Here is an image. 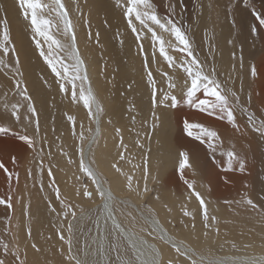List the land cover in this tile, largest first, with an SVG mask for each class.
<instances>
[{"label":"bare ground","instance_id":"1","mask_svg":"<svg viewBox=\"0 0 264 264\" xmlns=\"http://www.w3.org/2000/svg\"><path fill=\"white\" fill-rule=\"evenodd\" d=\"M41 2L48 3L49 0ZM120 2L125 4L126 0ZM172 2L176 7L175 18L190 29L189 35L193 37L194 46L201 60L205 61L206 68L210 70L215 67L217 78L222 82L226 81L230 88L238 91L241 103L258 119H264V27L259 25L250 10L254 7L257 11L264 12V0H249L250 7H245L242 0ZM63 3L76 24L78 47L88 66L91 87L104 108L100 128L97 132L96 125L88 118L87 109L82 103L71 102L70 84L66 85L69 89L67 96L60 93L54 74L39 56L32 42L31 28L21 15L16 0H0V18L5 16L6 10L11 40L20 59V70L23 72L21 87H27L37 109L40 125L37 134L36 118L25 113L27 102L18 99L14 94L12 72L8 69L0 71V126L11 127L17 134L0 136V163L8 169V173L14 174L9 182L8 174L4 169H0V198L7 200L11 195L13 205L11 210L5 205H0V239L10 245L18 244L22 259L25 258L26 251V264H67V245L57 235V231L63 228V234L67 237V222L62 221L48 208L51 202L58 212L62 211L55 192L48 187L54 178V186L59 187L61 199L72 204L77 212V219L73 221V251L81 259L88 258L81 252L82 245L87 243L91 252L97 247V244L92 243L93 237L102 238L103 234L111 231L112 224L109 221L105 228L101 220L102 227L100 232H97L93 220L87 219L90 215L95 216L98 206L103 202L89 179L86 185L81 181L85 176L79 168V149L82 147L85 164L93 167L102 179L106 180L104 187L109 189L115 198L114 207L117 210L114 215L117 222L126 231L134 233L136 237L159 249L165 261H175L177 258L173 243L182 249L194 251L196 255L193 259L205 257L214 261L222 260L226 264H252L253 261L264 259V216L235 203L242 198H251L264 208V142L257 137L254 139L256 143H251L252 138L246 132L241 136L226 121L204 113L195 115L189 112L190 107L184 103H181L178 109L158 107L156 114L160 120L158 127L152 129L150 89L146 86L143 56L139 54L135 36L127 26L122 7L116 6L117 0H63ZM154 3L161 15L170 11V0H154ZM210 3L213 4L212 8L208 7ZM229 8L231 11H228ZM80 13H83V16ZM85 20L88 21L93 37L99 32V44L95 39H87L89 27L85 26ZM253 26L257 28L256 36H252L250 31ZM144 32L142 43L151 60V34L147 33L146 29ZM57 38L62 39L60 36ZM165 39L171 37L165 34ZM228 40L234 43L229 44ZM209 42L216 48L214 60L209 58L213 55L208 51ZM169 51L177 58L181 55L171 49ZM156 55L158 62L151 65V70L157 79V87L166 90L167 84L156 69L162 67L169 75L174 74L168 69L163 58L159 57L158 52ZM4 59L9 65L15 64V57L11 53ZM252 65L256 66L258 72L255 81L250 75ZM175 76L177 83L182 85L184 74L178 69ZM129 84H132L131 90L128 89ZM120 92L125 95L120 96ZM249 93L252 96L250 104ZM176 94L179 96V89ZM5 102L9 107L12 103L22 105L20 123L9 119L10 113H5L3 109ZM130 105L133 107L131 113ZM25 116L32 119L33 123L29 124ZM132 116L136 117L135 123ZM68 117H72L75 123ZM185 118L189 122L202 123L216 130L223 141L222 148L212 153L205 145L187 137L183 132ZM116 128L121 130L119 137L116 135ZM89 129L96 135L91 151L87 139L90 135ZM23 131L26 135L35 136V151L19 141L18 135H24ZM81 132L85 137L83 141L80 138ZM148 135L150 139L146 138ZM121 137L123 144L127 146L126 149L120 147ZM138 139L144 144L143 149L137 147ZM233 145L237 151L248 152L247 171L243 174L238 171H224L226 158L221 156L220 152L230 150ZM180 151L189 152L191 164V167L183 170V179L179 171ZM121 152L124 154L123 160L120 159ZM146 155L150 170L147 185L151 190L154 185L159 190V200L155 196L149 203L146 202L148 196L141 200L134 191L128 190V177L132 178L133 189L139 187L143 190ZM113 164L121 169L123 175L116 172ZM49 168L53 173L52 178L48 176ZM29 170L32 172L31 177ZM157 175L161 179L154 182L153 177ZM224 177L229 179V183L224 182ZM185 180L193 184L192 190L184 183ZM41 183L44 186L43 191ZM85 187L93 192L91 199L76 195L77 189L82 192ZM193 190L199 192L208 202L210 216L217 217L220 229L218 236L211 233L208 239L203 237L205 229L201 210L199 202L192 195ZM226 200L233 201V204H225ZM26 207L28 216L24 214ZM80 208L84 210L83 221L80 219ZM184 210L191 212L195 220L193 221L191 216L185 217ZM142 215L149 218L148 222L142 219ZM182 220L188 225L187 228L181 224ZM153 221H158V225H154ZM192 223H195L194 231ZM153 227H156L157 231L153 232ZM5 228L8 229L7 234ZM29 228L31 238L27 234ZM161 229L167 233L165 240L168 242L159 239ZM153 236L156 239H153ZM32 243H36L41 251L32 249ZM120 244L121 256L132 258L127 241L121 240ZM60 249H63L64 256L60 254ZM115 256L116 254L112 253V264H116ZM179 260L182 264H190V261L183 257Z\"/></svg>","mask_w":264,"mask_h":264},{"label":"snow or ice","instance_id":"2","mask_svg":"<svg viewBox=\"0 0 264 264\" xmlns=\"http://www.w3.org/2000/svg\"><path fill=\"white\" fill-rule=\"evenodd\" d=\"M245 7L249 6V0H242ZM17 6L20 9L23 18L28 21V25L32 32V42L35 44V48L39 53V56L43 59L44 63L50 69L51 73L54 74L56 82L59 85L60 93L67 96L68 87L66 85H71V102L74 104L82 103L84 108L87 109L88 118L96 125V131H99L101 117L104 112V108L97 96L93 92L90 84V78L88 73V66L85 59L82 57L80 49L78 47L76 24L74 23L68 9L66 8L63 0H49L48 3H42L41 0H16ZM117 7H122L123 16L127 21L128 28L131 29L135 36V42L139 49V54L143 56V67L146 73V86L150 89V109L153 123L151 125L152 129L158 127L160 117L156 114V109L158 107L178 109L181 103L188 105L199 113H204L209 117H215L218 120L226 121L236 133H240L241 136L245 134L244 130L241 129L240 125L237 123V117L235 113L239 110L244 113L247 117V125L251 130L258 134L259 140L264 142V119H258L256 115L249 111L241 103V96L238 91L233 90L228 86V83L222 82L217 78V71L215 67L210 70L206 68L205 61H202L196 47L194 46V39L189 35L190 29L182 21L175 18L176 7L175 3L170 0L168 8L170 11L167 14L161 15L157 9L154 0H126L125 4H122L120 0H117ZM209 8L213 7V4L208 5ZM251 14L259 22L261 27H264V12L257 11L254 7L250 9ZM79 12V8L77 7ZM228 11H231L229 8ZM83 16V13H80ZM85 26L89 27L88 21H84ZM137 25L140 27L138 28ZM235 27V24H233ZM151 34V60L148 54L144 50V45L142 40L144 39L145 32ZM55 30V32L53 31ZM252 36L257 35V28L253 26L251 29ZM165 34L171 39H165ZM57 36L62 37L58 39ZM207 37V32H205ZM87 39L93 40L97 44L100 43V34L97 32L95 37H93L92 31L89 27L87 33ZM174 41V43H173ZM229 44H233L234 41L228 40ZM121 44L123 41L121 40ZM174 53H180V57L170 54V50ZM208 51L211 55L210 59H215L214 53L216 51L215 45L211 42L208 44ZM11 52L12 56L15 57V64L9 65L5 63L4 57H8ZM163 58V61L167 64L168 69L172 71L174 75H169V72L164 71L162 67L156 69L160 76L164 78V82L167 84V89L163 87H157V79L154 77V73L151 70V65L157 64V55ZM0 71L3 69H8L12 72V77H14L15 84V95L22 98L23 101L27 102V113L35 119V130L39 133L40 125L37 109L32 101V97L28 93L27 87H21L23 72L20 70V59L17 53L15 44L11 40L9 23L7 20V13L5 10V16L0 18ZM233 59H235V53H233ZM242 59V58H241ZM13 68L15 71H13ZM180 70L184 74L183 84L177 83L175 74L177 70ZM7 74V73H6ZM250 75L255 81L258 76L257 68L252 65L250 68ZM114 79V77H113ZM229 80H231V75H229ZM111 82V81H109ZM128 89H132V84L128 85ZM179 89V96L176 94V90ZM240 91H243V84H241ZM202 94V95H201ZM124 92H120V96H124ZM251 93L248 95V103H251ZM22 105L20 103H12L9 105L5 102L3 109L5 113H10L9 119H14L18 124L21 121L20 109ZM133 107L130 105L129 112L131 113ZM25 120L31 124L33 120L28 116L24 117ZM68 119L74 122L72 117ZM135 116H132V121L135 123ZM111 123V121H109ZM74 134H75V130ZM183 132L184 134L194 141L199 142L201 145H205L207 149L216 153L218 149L222 148L223 141L220 134L202 123L189 122L187 118L183 121ZM89 151H91V145L95 143L96 135L89 129ZM16 136L17 134L13 131L11 127L0 126V136L7 135ZM116 135L121 136V130L116 128ZM139 135V133L137 134ZM81 140H85L83 132L80 136ZM150 139V135L146 137ZM19 141L26 145L28 149L35 151V136L29 135H18ZM137 147L143 149L144 144L138 139L136 141ZM120 147L127 148L123 144V139L121 137ZM149 152L151 151L149 147ZM80 152V171L88 177V179L95 185L96 194L100 197L103 202L102 205L98 206L97 213L95 216H88L87 219L93 220L97 232L101 230V220H103V226L106 228L109 221L112 224L111 231L102 235V238L93 237L92 243L97 244V247L89 252V245L84 243L81 248V252L84 253L85 257L91 254L94 257L92 264H112L111 255L115 253L116 264H182L179 260L183 257L190 261V264H226L225 261H214L205 257H198L193 259L195 252L190 249H182L175 243L172 244L177 258L168 259L165 261L159 249L155 246L149 245L147 241L142 240L135 236L134 233L126 231L116 220L114 212L117 210L114 206L116 204L115 198L109 189L104 187L106 181L94 170L93 167L85 164L83 148L79 149ZM220 155L226 158V167H224L225 172H235L243 174L247 171L248 156L247 151H237L235 145L232 146L230 150L221 151ZM179 171L181 173V178L183 179V170L185 168L191 167L190 156L187 151L179 152ZM120 159H124L123 152L120 153ZM15 162V157H13ZM71 162V161H70ZM112 167L117 173L121 172V169L115 164ZM41 171L43 170V162L40 164ZM0 169H4L5 173L8 174L9 182L12 181V173H8V169L5 168L3 163H0ZM144 179L145 184L143 190L141 191L139 187L136 189L132 188L131 177H128V190L130 192H135L136 196L143 200L146 196L151 193L147 185V180L150 175V170L148 166L147 155L144 158ZM157 171L159 172V165H157ZM29 176H32L31 170H29ZM48 176L53 177L51 168L48 169ZM18 179V174H16ZM161 179L159 175L154 176V182H158ZM224 182L229 183V179L224 177ZM54 178L52 183H49L48 187L52 188L55 192L56 200L59 201V207L62 211H57L55 207L49 202L48 208L50 212L55 213L58 218L62 221L67 222V237L63 234V228L57 231L59 239L67 245V256H65V261L67 264H89V261L81 259L80 256L73 251V237H74V225L73 221L77 219V212L73 205L65 202L61 199V193L58 186H54ZM187 187L192 190L194 188L192 183L187 180L184 181ZM11 186V185H10ZM44 190V186L41 183V191ZM76 195L83 196L84 198L91 199L93 197V192L88 191L85 187L81 192L77 189ZM192 195L199 202V209L202 215V224L205 231L202 235L205 239H208L211 233L219 235V221L216 216L209 214L208 202L203 198V196L193 190ZM159 200V196L156 197ZM225 204H233V201L226 200ZM237 205H241L252 210H255L259 215L264 216V208H261L257 203H255L251 198H242L240 201L235 202ZM0 205H5L7 209L11 210L12 197L8 196L7 200L0 198ZM81 212V221L85 219L83 216L84 210L79 209ZM149 211H151L149 209ZM171 211V209H169ZM25 216L29 215L28 208H25ZM185 217H192L195 220V216L184 210ZM130 215V214H129ZM142 219L148 222L149 218L142 215ZM9 220L11 218L9 217ZM154 225H158V221L152 222ZM181 224L184 227H188L187 224L182 220ZM193 231L195 230V223L191 225ZM143 231V229H141ZM153 232L157 231L156 227H153ZM162 234L159 236L160 240H165L167 235L161 229ZM5 233H8V229L5 228ZM28 237L31 238V229H28ZM152 235V233H149ZM109 237L111 239L109 240ZM153 239H156L153 236ZM99 240V242H98ZM127 241L128 249L132 252V258L121 256V244L120 241ZM165 242H168L165 240ZM31 248L36 252H40L41 249L36 243L31 244ZM60 254L64 256L63 249H60ZM27 253L25 251L24 257H21V250L18 244L10 245L3 239H0V264H26ZM252 264H264V259L253 261Z\"/></svg>","mask_w":264,"mask_h":264},{"label":"rangeland","instance_id":"3","mask_svg":"<svg viewBox=\"0 0 264 264\" xmlns=\"http://www.w3.org/2000/svg\"><path fill=\"white\" fill-rule=\"evenodd\" d=\"M250 7V6H249ZM193 9V8H192ZM191 16V15H190ZM11 53V52H10ZM18 97V99L22 100V98L18 95H16ZM23 101V100H22ZM26 109V108H25ZM27 112V110H25V113ZM189 112L191 113H195V115L197 114H202V113H199L197 112L196 110H194L193 108H190ZM236 117H237V122L238 124L240 125V127L244 130V132H246L248 134L249 137L252 138V140H250L251 143L255 142L256 141L254 139H256L258 137V134L253 132L251 130V128L248 127L247 125V117L244 113L240 112L239 110L235 113ZM22 134H26L24 131L22 132ZM241 151V150H240ZM248 153V152H247ZM81 181L83 182V185H86L88 183V177L87 176H83V178L81 179ZM106 181V180H104ZM159 195V190L156 188V186L154 185L152 187V191L151 193L148 195L147 197V203L151 202L155 196H158ZM7 222V218L5 219L4 223L6 224ZM87 260L89 261V264H92V261L94 260V257L91 255V256H87ZM102 264V262H101Z\"/></svg>","mask_w":264,"mask_h":264}]
</instances>
